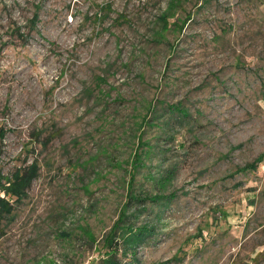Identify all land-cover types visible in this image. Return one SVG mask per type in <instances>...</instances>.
I'll return each instance as SVG.
<instances>
[{"label":"rangeland","instance_id":"rangeland-1","mask_svg":"<svg viewBox=\"0 0 264 264\" xmlns=\"http://www.w3.org/2000/svg\"><path fill=\"white\" fill-rule=\"evenodd\" d=\"M30 165L0 264L98 262L123 212L121 264H264V0H0V185Z\"/></svg>","mask_w":264,"mask_h":264},{"label":"trees","instance_id":"trees-1","mask_svg":"<svg viewBox=\"0 0 264 264\" xmlns=\"http://www.w3.org/2000/svg\"><path fill=\"white\" fill-rule=\"evenodd\" d=\"M172 110L175 112H180L182 111V116L187 115L184 113V109L181 108L180 106L176 105L172 107ZM180 115V116H181ZM36 169L34 165H30L27 168L24 169H19L14 171L9 178L6 179V183L0 185V190H3L4 194L7 195L8 197L10 196L11 199L13 198V201L16 200H21L25 197L27 188L31 184L32 180L34 179L36 175ZM142 201H147L149 199V196H145L144 198H140L137 195H129L128 201H136L140 200ZM157 197L154 199L156 200ZM152 199H149V201ZM10 206V199H7L5 197H0V211L1 212H10L9 210ZM126 217V213L121 214V219H122V227L121 229V239L118 240V242H113V234L116 232L118 228V225H115L113 230L110 232V234L104 239V242L102 244V248L104 250V258H99V261L96 262L98 259H95L91 262V264H121V255L118 256V251L121 250L122 252L126 251H132L134 246L144 240L143 234H144V228L138 227V226H128L129 222H125L124 218ZM128 221V220H127ZM118 222V221H117ZM115 231V232H114ZM115 235V234H114ZM129 261L132 262V264H140L139 262L136 261V257L134 254H131Z\"/></svg>","mask_w":264,"mask_h":264}]
</instances>
